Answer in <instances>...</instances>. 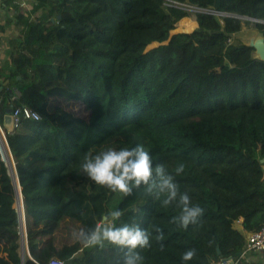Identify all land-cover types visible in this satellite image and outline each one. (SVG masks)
<instances>
[{
  "label": "trees",
  "instance_id": "16d2710c",
  "mask_svg": "<svg viewBox=\"0 0 264 264\" xmlns=\"http://www.w3.org/2000/svg\"><path fill=\"white\" fill-rule=\"evenodd\" d=\"M31 11L0 65L1 126L14 88L13 106L31 112L5 132L17 189L0 153V264H121L119 249L73 236L117 208L165 232L144 264H185L188 248L186 264H264L239 258L264 223V61L232 37L243 23L264 32L233 16L264 21V0H36ZM184 17L197 27L174 31ZM139 144L154 164H185L177 180L205 209L198 226L170 224L177 209L143 187L124 196L79 172L87 152Z\"/></svg>",
  "mask_w": 264,
  "mask_h": 264
},
{
  "label": "clouds",
  "instance_id": "9594fccd",
  "mask_svg": "<svg viewBox=\"0 0 264 264\" xmlns=\"http://www.w3.org/2000/svg\"><path fill=\"white\" fill-rule=\"evenodd\" d=\"M184 170V163L177 164L174 170L162 163L154 164L153 157L142 144L87 152L79 164V172L88 180L124 196L143 187L161 207L177 209L169 223L181 229L198 226L205 212L198 203L192 202L188 191L181 190L177 177ZM123 215L124 211L119 208L109 210L93 227L81 228L73 236L85 248L103 250L111 246L119 249L121 264H144L143 251L150 249L154 241L163 248L165 232L155 224L142 228L137 223L122 222ZM196 254L195 248H188L181 254V260L186 264Z\"/></svg>",
  "mask_w": 264,
  "mask_h": 264
},
{
  "label": "built area",
  "instance_id": "2783aa9c",
  "mask_svg": "<svg viewBox=\"0 0 264 264\" xmlns=\"http://www.w3.org/2000/svg\"><path fill=\"white\" fill-rule=\"evenodd\" d=\"M11 1L13 3L20 2V0H11ZM9 95L10 98L7 102L8 104H10V108H11L12 126L14 131L20 125L21 119L30 117L31 112L26 107L21 108L18 106H13L14 104L13 102L21 97V93L18 89L14 88L10 90ZM5 132H7L6 129L4 130L0 124V137L4 136ZM16 206L19 210V213H21V216L23 217L22 200L19 192L17 195ZM239 258L245 261L258 260L264 262V223L258 230L245 233V243L239 255ZM212 264H233V261L230 258H228L213 262Z\"/></svg>",
  "mask_w": 264,
  "mask_h": 264
},
{
  "label": "crops",
  "instance_id": "0c3cea01",
  "mask_svg": "<svg viewBox=\"0 0 264 264\" xmlns=\"http://www.w3.org/2000/svg\"><path fill=\"white\" fill-rule=\"evenodd\" d=\"M36 0H20L19 3H13L11 0H0V65L9 60L11 52V40L17 38L22 32V25L18 22V14L35 18L39 11L32 12L31 9ZM10 69L9 67H7ZM236 227L242 230L241 220ZM50 264H61L53 260Z\"/></svg>",
  "mask_w": 264,
  "mask_h": 264
},
{
  "label": "water",
  "instance_id": "95a60500",
  "mask_svg": "<svg viewBox=\"0 0 264 264\" xmlns=\"http://www.w3.org/2000/svg\"><path fill=\"white\" fill-rule=\"evenodd\" d=\"M217 14H219V13H217ZM233 16L241 18V19L260 21V22L264 23V21L257 20L254 18H250V17H244V16H239V15H233ZM232 37H234L236 40L240 41L243 45L251 48L250 57L252 59H259V60L264 61V32L259 31L256 28L241 29V30L235 32L234 34H232ZM2 124L8 133L13 131L11 108H7L5 110L4 115H3ZM7 149H8V147H7ZM10 157H11V154H10ZM5 160H6L8 168H9L13 182L17 181V177H16V174L14 171L13 162L10 161V159L7 157ZM15 187L17 189L18 185L15 184ZM20 216H21V213H20Z\"/></svg>",
  "mask_w": 264,
  "mask_h": 264
},
{
  "label": "rangeland",
  "instance_id": "374dc122",
  "mask_svg": "<svg viewBox=\"0 0 264 264\" xmlns=\"http://www.w3.org/2000/svg\"><path fill=\"white\" fill-rule=\"evenodd\" d=\"M196 27H197V24L195 23V21H193L189 17H184L176 23V27H175L174 31L189 32V31L195 29ZM248 28H251L250 24H245V23L242 24V29H248ZM6 144L7 143H6L5 135L1 136L0 137V153L3 156V158L6 159V157H7V158H10V161H12V158L10 157V153H8V149H7ZM15 184L17 185V181H15ZM22 219H23V217H22ZM22 219H21V223H20V228H21L22 232L24 233L25 232V224H24L25 222H24V219L23 220ZM235 225H237V223H235ZM23 237H24V235H23Z\"/></svg>",
  "mask_w": 264,
  "mask_h": 264
},
{
  "label": "bare ground",
  "instance_id": "6f19581e",
  "mask_svg": "<svg viewBox=\"0 0 264 264\" xmlns=\"http://www.w3.org/2000/svg\"><path fill=\"white\" fill-rule=\"evenodd\" d=\"M5 146V145H4ZM3 154V153H2ZM10 159V158H9ZM23 220V219H22Z\"/></svg>",
  "mask_w": 264,
  "mask_h": 264
}]
</instances>
